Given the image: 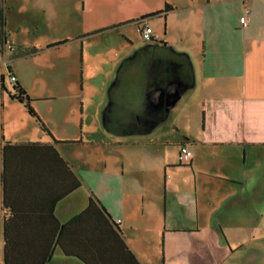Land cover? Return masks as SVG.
Returning <instances> with one entry per match:
<instances>
[{"label":"crops","instance_id":"obj_1","mask_svg":"<svg viewBox=\"0 0 264 264\" xmlns=\"http://www.w3.org/2000/svg\"><path fill=\"white\" fill-rule=\"evenodd\" d=\"M106 2L108 17L94 32L144 17L153 38L187 55L192 83L183 88L177 81L169 100L166 85L155 87L161 89L157 104L148 99L151 90L147 93L149 105H166L164 118L147 130H108L103 110L109 89L120 63L133 53L109 71L100 92L88 85L95 49L81 50L79 95L35 89L14 60L42 48L24 35L49 30L50 0H3L0 264L5 254L14 264H84L65 254L56 239L88 197L98 201L127 249L95 230L85 245L78 220L64 230L62 242L90 264H264V0ZM165 4L168 11L153 14ZM52 16L57 26L59 16ZM60 40L42 44L51 48ZM20 50L34 53L17 55ZM7 68L29 96L35 117L2 90ZM133 76L118 96L121 105L138 95ZM183 144L191 157L179 163ZM99 221L93 220V229L104 227Z\"/></svg>","mask_w":264,"mask_h":264},{"label":"rangeland","instance_id":"obj_2","mask_svg":"<svg viewBox=\"0 0 264 264\" xmlns=\"http://www.w3.org/2000/svg\"><path fill=\"white\" fill-rule=\"evenodd\" d=\"M50 6L49 30L46 33L35 32L24 35L36 47L43 45L40 51L32 57L14 60L18 70L27 72L28 84L35 89L42 88L59 95L63 93H70L72 96L79 95L82 90L81 50L89 53L90 50L95 49L97 51L92 52L93 56H90V64L92 63L95 75L89 80L88 85L100 92L107 84V76L111 73L109 71L111 69L116 71L120 61L126 55L134 53L142 44L137 25L131 22L117 29L103 30L106 27L98 32L91 29L100 27V24L108 17L111 6L106 0L97 5L84 4L82 0H50ZM54 14L59 16L57 26H54L55 21L52 20ZM55 19L58 21L57 18ZM45 39L48 41L61 40L57 42V45L46 48V45L42 44ZM10 52L12 54V51ZM10 83L7 71H5L4 85L7 90L11 87ZM178 89L179 84L175 80L166 84L165 90L170 92L168 100L175 95ZM160 92L159 88L151 90L148 94L149 101L157 104Z\"/></svg>","mask_w":264,"mask_h":264},{"label":"trees","instance_id":"obj_3","mask_svg":"<svg viewBox=\"0 0 264 264\" xmlns=\"http://www.w3.org/2000/svg\"><path fill=\"white\" fill-rule=\"evenodd\" d=\"M2 4L3 0H0L1 43H3L5 37L3 30L4 17L2 13ZM169 9L170 5L165 4L161 10L154 12L153 14H163ZM143 20L144 17L133 20V22L137 25L138 32L139 26ZM142 40L145 44L120 63L117 77L109 89V101L103 110V124L108 130L118 133H138L147 130L148 127L163 119L166 114L165 104L152 106L147 103V93L155 87L165 86L171 80L179 81L183 88L189 87L192 83L190 62L185 53L176 52L164 41L153 37L148 40ZM30 53H34V51L20 50L17 55L22 56ZM6 71L7 76L11 74L9 68H7ZM133 74L135 75V77H133L138 82V95L136 97L132 96L129 100L122 99L126 102L121 105L118 103V96L128 77ZM2 80L3 77H1L2 90L9 92V96L11 98L23 103L27 112L35 117V113L30 105V98L24 89L18 83L12 81L10 89L7 90L2 84ZM36 120L38 121L41 129L47 131L42 122L37 118ZM3 204H5L4 201ZM3 207L6 209V206L3 205ZM94 209L97 211H94ZM90 216L91 223L87 221ZM95 218H97V221L100 219L99 222H101L104 227L97 226V229H93V225H95L93 220ZM108 219V216L105 214L104 209L99 205L98 201L93 197H88L87 204L82 212L60 226L56 239L57 243H59V246H61L65 254L75 255L81 259L84 264H90L88 258H86L83 254L78 252L73 254L74 250L64 248L62 242L64 230H66V228L70 225L75 224L78 220H82V226L84 227L83 243L85 245L92 241L89 236L92 231L95 230V233H97L99 237L107 236L111 240H116L115 243H119L123 248H125L119 236L112 230L111 224L108 223ZM86 224L89 226L91 225V229L87 228ZM4 239L6 240L5 236ZM91 244H88V246ZM125 250L127 251L126 248ZM4 251L6 252V241L4 242ZM44 261L45 260H39L34 264H41ZM2 264L14 263L9 262L8 259H6L5 254Z\"/></svg>","mask_w":264,"mask_h":264},{"label":"built area","instance_id":"obj_4","mask_svg":"<svg viewBox=\"0 0 264 264\" xmlns=\"http://www.w3.org/2000/svg\"><path fill=\"white\" fill-rule=\"evenodd\" d=\"M246 21H247L246 15H242L241 17H239V22L242 24V26L246 24ZM139 34L141 38L144 40H148L151 37H153L151 28L147 24H144V22H142L139 26ZM5 45L6 47L13 49L11 45L6 44V43ZM8 78L10 82L15 81V78L12 74L8 75ZM190 157H191V151L188 149V147L184 144L179 146V149L177 152V161L179 163H186L189 161Z\"/></svg>","mask_w":264,"mask_h":264},{"label":"water","instance_id":"obj_5","mask_svg":"<svg viewBox=\"0 0 264 264\" xmlns=\"http://www.w3.org/2000/svg\"><path fill=\"white\" fill-rule=\"evenodd\" d=\"M174 100H175V97L172 100H170L169 103H172Z\"/></svg>","mask_w":264,"mask_h":264}]
</instances>
